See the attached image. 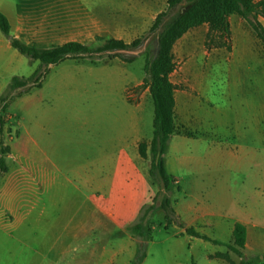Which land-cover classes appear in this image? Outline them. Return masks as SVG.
Instances as JSON below:
<instances>
[{
  "label": "rangeland",
  "instance_id": "1",
  "mask_svg": "<svg viewBox=\"0 0 264 264\" xmlns=\"http://www.w3.org/2000/svg\"><path fill=\"white\" fill-rule=\"evenodd\" d=\"M18 1L0 0V8L11 14ZM143 1L134 0L130 7ZM158 5L161 11L167 10L166 0H158ZM260 21L264 26V20ZM230 24L229 39L202 26L188 32L174 47L176 68L171 81L176 86V126L191 140L181 153L168 151L166 155V170L177 179L171 193L165 192L162 181L154 183L147 174L150 188L134 220L128 223L138 222L148 207L155 208L156 213L151 216L152 240L142 264H242V259L223 246L189 238L178 226L167 227L165 213L160 211L165 197L171 200L181 224L210 239L233 244L235 225H244V258L252 264H264V46L240 17L232 16ZM1 35L11 50L0 53V100L14 77L27 79L40 66L20 55ZM155 42L156 37L151 36L140 50L122 52L129 58L138 57L133 63L107 57L94 63L66 61L51 69L41 89L12 101L7 110L5 140L22 163L8 159L11 171L35 166L24 161L25 154L39 163L38 145L43 130L47 139L54 142L60 140V130L66 132L61 158L64 175L69 179L75 177L74 171L89 166H96L104 176H113L115 163L78 164L73 161L75 151L86 143L80 140H90L96 142L94 149L100 156L105 150V130L125 124L133 112H137L139 120V137L150 143L154 105L142 81L144 54L157 48ZM102 45L103 42H96L88 47ZM11 64L13 77L5 81L7 75L1 74ZM94 134L97 139L92 141ZM179 155L188 158L186 165L180 162ZM151 163L149 153L140 165L148 173ZM79 199L71 194L59 197L57 205H50L48 219H82ZM6 205H0V211L6 212ZM1 218L0 264H71L72 256L83 255L92 239H74L64 227L34 224L37 218L20 227L12 226L9 213H3ZM99 219L103 217L98 214ZM120 235H126L123 243L137 244L122 229L113 235L112 245L117 246ZM101 241L98 234V244ZM62 248L69 253L63 256ZM136 251L137 245L124 252L116 264H132Z\"/></svg>",
  "mask_w": 264,
  "mask_h": 264
},
{
  "label": "crops",
  "instance_id": "2",
  "mask_svg": "<svg viewBox=\"0 0 264 264\" xmlns=\"http://www.w3.org/2000/svg\"><path fill=\"white\" fill-rule=\"evenodd\" d=\"M133 1L19 0L15 5V12L7 14L2 8L0 12L10 22L11 35L35 48L53 49L71 42L89 46L111 40L130 44L148 33L157 16L164 12L159 8L158 0H144L138 6L130 7V2ZM9 50L10 45L0 33V53ZM4 74L7 75L5 81L12 79V64L4 67L1 75ZM135 83L139 85L140 82L137 80ZM92 128L89 127L90 131ZM44 132L45 130L40 136V144H37L41 152L39 163L37 159L25 154L24 161L35 165L34 167L12 172L8 159L22 162L13 156L11 148V155L6 160L8 173L0 182V205L7 204V211H0V220L4 221L1 218L3 213H9L12 215L11 222L14 227H20L25 221L37 218L39 220L34 224L49 228L64 227L66 234L74 239L91 236L85 253L73 255L71 264L118 263L120 256L130 248H136V244L130 241L123 243L126 235H120L117 236L121 238L120 242L114 246L111 242L113 235L120 233L125 225L134 220L145 199L146 191L150 188L148 173L140 165L143 159L138 149L144 139L139 137L137 112H133L125 124L110 126L105 130L104 144L101 143L105 150L100 152V156L94 149L95 141L92 143L90 140H80L83 141L82 144L86 143L75 151L73 161L78 164L115 163V171L110 177L104 176L101 171L98 173L96 166L74 171L75 180L65 177L61 152L66 132L60 130L59 138L62 140L58 142L49 141ZM92 138V141L97 139L96 134ZM190 140L176 126V132L169 144V153H181ZM133 150L137 153L134 154ZM179 157L180 162L186 165L188 158L185 155ZM70 194L80 197L79 210L84 217L66 222L49 220L50 205H57L59 197ZM22 203L25 205V212H22ZM98 214L103 219L98 220ZM98 234L102 238L100 244ZM61 253L65 256L69 251L62 248ZM133 255L134 252L131 253V258Z\"/></svg>",
  "mask_w": 264,
  "mask_h": 264
},
{
  "label": "trees",
  "instance_id": "3",
  "mask_svg": "<svg viewBox=\"0 0 264 264\" xmlns=\"http://www.w3.org/2000/svg\"><path fill=\"white\" fill-rule=\"evenodd\" d=\"M184 2L185 0H167V10L157 16L148 34L141 39L130 44L115 40L106 41L102 46L93 49L76 42L53 49L28 46L11 35L10 22L0 12V31L11 42L12 48L20 55L40 63L38 70L31 77H14L0 100V182L8 173L6 160L11 155V147L6 144L5 135L8 133L7 110L12 101L22 98L33 89H41L51 69L66 61L94 63L107 57L133 63L138 57L129 58L122 52L138 51L151 36H155V46L158 48L148 50L144 54L146 61L143 80V87L149 90L154 105L153 135L150 143L142 142L139 145L138 151L143 160H147L150 153L152 163L148 172L149 178L154 183L162 181L165 192L171 193L177 180L166 170V155L176 132V86L171 81L176 68L173 55L175 45L188 32L202 26H207L210 33L229 39L230 18L238 16L247 23L264 46V26L260 21L264 20V0H187L186 5ZM176 12L177 15L174 16ZM160 211L165 213L167 227L178 226L189 238L223 246L242 259V264H252L243 254L247 244V229L244 225H235L233 244L223 243L181 224L168 197L161 202ZM155 213V208L150 206L139 217L138 222L123 227V232L137 241L136 256L132 264H142L147 258V246L152 240L153 232L151 216Z\"/></svg>",
  "mask_w": 264,
  "mask_h": 264
},
{
  "label": "water",
  "instance_id": "4",
  "mask_svg": "<svg viewBox=\"0 0 264 264\" xmlns=\"http://www.w3.org/2000/svg\"><path fill=\"white\" fill-rule=\"evenodd\" d=\"M158 48V47H157Z\"/></svg>",
  "mask_w": 264,
  "mask_h": 264
}]
</instances>
